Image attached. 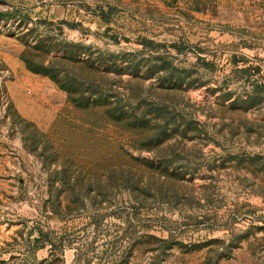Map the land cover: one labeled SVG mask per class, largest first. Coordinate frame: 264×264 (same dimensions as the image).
Segmentation results:
<instances>
[{
  "label": "rangeland",
  "instance_id": "374dc122",
  "mask_svg": "<svg viewBox=\"0 0 264 264\" xmlns=\"http://www.w3.org/2000/svg\"><path fill=\"white\" fill-rule=\"evenodd\" d=\"M261 86L264 0H0V264H264Z\"/></svg>",
  "mask_w": 264,
  "mask_h": 264
},
{
  "label": "trees",
  "instance_id": "16d2710c",
  "mask_svg": "<svg viewBox=\"0 0 264 264\" xmlns=\"http://www.w3.org/2000/svg\"><path fill=\"white\" fill-rule=\"evenodd\" d=\"M250 68L249 67H247V68H243L241 71H243V72H246V71H248ZM33 72H35V73H40V74H42V75H48V72H47V69L46 68H44V67H41L40 69H34V70H32ZM247 80L249 81V78H247ZM251 85H252V88H254V89H257L256 87H258V85H256V84H254V83H250ZM253 85H255L254 87H253ZM264 87V86H263ZM262 86H261V90H262V88H263Z\"/></svg>",
  "mask_w": 264,
  "mask_h": 264
}]
</instances>
